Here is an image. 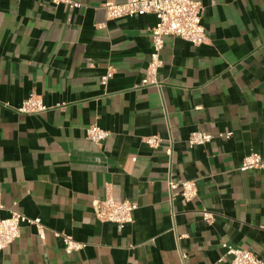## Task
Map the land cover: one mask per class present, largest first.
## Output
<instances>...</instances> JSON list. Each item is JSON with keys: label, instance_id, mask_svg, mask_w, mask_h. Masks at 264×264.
<instances>
[{"label": "crops", "instance_id": "crops-1", "mask_svg": "<svg viewBox=\"0 0 264 264\" xmlns=\"http://www.w3.org/2000/svg\"><path fill=\"white\" fill-rule=\"evenodd\" d=\"M70 1L0 0V214L45 227L41 239L23 225L0 264H230L225 245L264 261V169L239 170L264 159V0H204L207 43L165 38L157 87L143 83L155 16ZM32 94L48 111L19 114ZM92 125L109 132L102 145ZM196 131L211 143L190 149ZM170 179L195 181L198 197L171 194ZM108 191L137 205L121 231L94 214ZM56 234L84 248L67 254Z\"/></svg>", "mask_w": 264, "mask_h": 264}, {"label": "built area", "instance_id": "built-area-1", "mask_svg": "<svg viewBox=\"0 0 264 264\" xmlns=\"http://www.w3.org/2000/svg\"><path fill=\"white\" fill-rule=\"evenodd\" d=\"M55 5L73 4L70 0H51ZM204 0H125L122 3L109 1L105 3L107 18L110 20H122L134 18L138 15H153L157 19L156 25L151 29L153 53L147 69V77L144 80L146 86H159L157 82L158 71L163 64L160 58L164 49V41L167 37H177L192 44L194 47H201L207 43V35L202 24L205 14ZM214 3L216 0H211ZM78 6V5H74ZM114 72L109 69L108 73L102 78V85L106 86L113 77ZM22 115H36L48 111L43 99L32 94L16 109ZM109 132L96 125L88 127L86 131L87 139L94 145H102L108 138ZM231 135H227L230 137ZM145 143L153 149H158L162 145V139L159 136L147 137ZM212 137L201 131L191 133L187 145L190 149L206 146L210 144ZM169 156L172 155V148L167 150ZM264 169V159L255 153L246 156L240 167V172L254 171ZM168 187L173 194L180 189V196L189 203L198 197V187L195 181L168 182ZM174 195V194H173ZM3 209L0 195V212ZM95 217L106 223H113L118 226L120 231L127 225L134 223V213L137 205L128 200H117L113 194L108 191L102 200H97L93 205ZM206 222L213 220L212 215L203 213ZM28 225L36 228L38 236L45 238V227L40 219H31L27 216L12 211L9 218H2L0 214V251L8 249L21 237V228ZM63 238L65 251L67 254L80 251L84 248L82 244L75 242L69 235L56 234ZM226 255L231 256L230 264H264L257 255L250 251L232 246H226ZM183 264H186V255H182Z\"/></svg>", "mask_w": 264, "mask_h": 264}]
</instances>
